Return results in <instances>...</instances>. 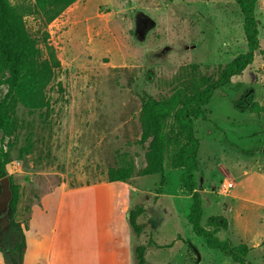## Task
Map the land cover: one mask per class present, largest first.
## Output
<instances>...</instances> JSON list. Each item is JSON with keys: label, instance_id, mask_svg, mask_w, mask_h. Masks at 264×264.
<instances>
[{"label": "rangeland", "instance_id": "rangeland-1", "mask_svg": "<svg viewBox=\"0 0 264 264\" xmlns=\"http://www.w3.org/2000/svg\"><path fill=\"white\" fill-rule=\"evenodd\" d=\"M10 3L40 41L43 58L51 50L57 62L44 91L47 105L30 110L17 104L13 131L3 136L6 170L19 184L13 219L24 229L27 256L38 248L45 262L62 189L74 190L66 199L68 228L62 239L78 254L88 252L91 226L107 214L105 192L94 186L109 184L114 197L125 192L120 216L135 204L145 208L138 219L144 229L139 237L131 235V246L145 244L147 264H237L192 231L181 169L165 168L158 194L160 175L138 174L148 159L147 143H139L143 93L161 98L178 87L196 91L246 51L238 5L233 0H76L43 25L33 0ZM255 16L259 46L252 63L214 91L204 107L207 120H194L200 143L194 178L203 208L200 223L225 216L227 229L217 237L246 243V259L264 264V207L246 196L264 198V0H257ZM5 91L0 85V98ZM249 91L256 106L235 108ZM124 165L131 166L132 177L108 182V168ZM9 222L7 217L0 232ZM149 236L169 246L157 248L147 242ZM29 259L24 264H31Z\"/></svg>", "mask_w": 264, "mask_h": 264}, {"label": "trees", "instance_id": "trees-1", "mask_svg": "<svg viewBox=\"0 0 264 264\" xmlns=\"http://www.w3.org/2000/svg\"><path fill=\"white\" fill-rule=\"evenodd\" d=\"M76 0H33V12L38 15L43 25H47L65 8ZM242 14V29L246 41V51L238 53L225 64L216 78L207 79L200 88L188 92L182 87L176 88L168 96L155 98L143 93L140 107L142 134L141 145L147 143L148 159L138 175H160L156 194L165 177V168L181 169L179 181L190 194V205L186 215L192 231L208 248L217 249L231 258L237 264H254L246 259L250 247L246 243L231 244L228 240L219 239L217 233L226 230L228 220L223 215H211L205 225L200 223L203 213L200 192L196 186L194 172L199 168V139L194 129V120H207L204 107L208 104L217 89L227 85L231 78L240 75L252 63L259 46L258 27L255 16L257 0H233ZM43 42L45 39L42 40ZM40 41L27 30L23 14L10 3V0H0V85L6 86V91L0 98V178L8 175L6 170L7 153L3 145V136L10 134L15 125L13 110L17 104L35 110L47 105L45 88L50 82L55 56L50 50L49 58H43ZM46 45V44H45ZM47 51L50 47L46 46ZM251 91L234 102V107L243 110L247 106L253 109ZM242 149V148H241ZM10 189L12 198L9 203L10 222L4 232H0V253L5 264H23L27 248L24 229L13 219L19 201V184L11 175ZM132 177L131 166L110 167L106 172L108 182L127 181ZM145 208L140 204L133 205L128 210V224L131 235L139 237L144 224L139 217ZM148 243L157 248L169 245L157 244L151 236ZM193 251L194 246L183 240ZM9 243L11 246L9 247ZM264 244V241L262 242ZM146 246L139 243L132 246L134 264H147L145 258Z\"/></svg>", "mask_w": 264, "mask_h": 264}, {"label": "crops", "instance_id": "crops-1", "mask_svg": "<svg viewBox=\"0 0 264 264\" xmlns=\"http://www.w3.org/2000/svg\"><path fill=\"white\" fill-rule=\"evenodd\" d=\"M114 183H123V181H115ZM94 188L98 191L102 190L105 192V197L102 199H105L107 214L102 220L97 221L95 225L91 226L92 230L95 228V233L93 231L91 232L92 240L90 242L92 243V247H89V251L78 254L73 248L68 247V244L62 239L64 238L63 234L68 228L66 199L74 191L71 189H62L57 201L54 224L49 241L47 242V250L44 252L45 262H42L38 257L39 249L37 248L34 250L33 256L28 255L31 264H134L131 232L127 216L125 213L124 217L119 214L121 209L119 208L118 202L122 204L125 195L124 190L116 198L110 193L109 184H99L94 186ZM246 196H249V202L252 205L255 204L264 207V198L259 200V195L257 194L248 195L246 193ZM70 211L71 209H69ZM33 230L34 232L36 231L35 228ZM27 251L28 248H26L24 254L23 264L28 257ZM74 260L77 262H73Z\"/></svg>", "mask_w": 264, "mask_h": 264}, {"label": "water", "instance_id": "water-1", "mask_svg": "<svg viewBox=\"0 0 264 264\" xmlns=\"http://www.w3.org/2000/svg\"><path fill=\"white\" fill-rule=\"evenodd\" d=\"M264 150V148H263ZM12 198V192L10 189V178L8 175L0 178V214L6 212L7 217L10 216V207L9 203ZM126 216H128V212H126ZM194 248V252L197 255V258H199V252L198 250Z\"/></svg>", "mask_w": 264, "mask_h": 264}, {"label": "flooded vegetation", "instance_id": "flooded-vegetation-1", "mask_svg": "<svg viewBox=\"0 0 264 264\" xmlns=\"http://www.w3.org/2000/svg\"><path fill=\"white\" fill-rule=\"evenodd\" d=\"M6 222H7V213L4 212L0 214V230L5 226Z\"/></svg>", "mask_w": 264, "mask_h": 264}]
</instances>
